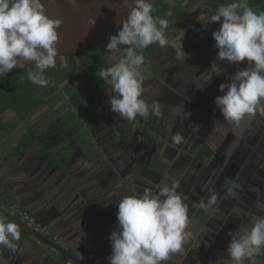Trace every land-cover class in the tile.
<instances>
[{"label": "crops", "instance_id": "1", "mask_svg": "<svg viewBox=\"0 0 264 264\" xmlns=\"http://www.w3.org/2000/svg\"><path fill=\"white\" fill-rule=\"evenodd\" d=\"M182 4L185 15L179 20L180 23L169 21L166 35L176 39L185 32L182 44L187 55L178 58L171 47L156 45L152 57L145 59L147 71L144 72L143 98L149 103L158 101L163 113L161 118L153 117L149 131L157 133L147 139V145L156 146L157 140H163L168 146L182 147L194 135L201 148H209L212 147L209 135L205 138L200 133L205 126H212L213 122L202 124L201 120L206 110L210 109L207 107L208 101L214 102L217 97L218 83L221 81L214 77L208 83L206 74H196L197 79L194 80L188 77L190 68L186 57L191 59V50L196 45H193V37H199L197 29H201V22L196 18L211 10L215 12L221 4L220 0H213L211 6L206 0H184ZM174 5L173 0L170 6ZM196 5L199 8L195 9ZM218 23H213V28L217 29ZM108 42L109 38L98 43L97 48L107 67H110L118 62L123 53H110L106 49ZM73 56L81 67L80 72L65 74L57 80L49 79L47 86L38 88L45 103L32 116L38 115L39 130L43 136L47 135L50 155L41 161L43 150L35 156L28 146L20 156L12 157L11 172L0 174V208L11 203L20 204L46 224L51 233L61 236L63 246L60 247L75 257L76 252H93L106 257L112 254L109 237L117 227L119 200L134 193L140 194L146 188L156 192L162 186L176 183L189 205L191 223L188 231L191 236L183 251L170 255L163 264H233L225 251L231 239L229 234L248 225L253 215H264V211L256 207L257 202H264L263 160L259 165L249 158L244 164V173H239L238 177L234 171L230 175H226V172L222 174V171H207L210 163L205 162L202 158L205 156L201 154L194 157L174 156L173 160L165 156H147L141 163L139 159H129L125 148L131 143L139 147V141L144 143L146 137L139 140L136 131L128 135L127 132L132 133V121L123 120L112 112L108 103L110 86L104 81L97 85L87 76L85 59L80 50L75 51ZM56 59L58 74L68 66L70 57L61 55ZM29 71L35 70L30 68ZM211 83L214 86L209 93L207 89ZM84 87L95 89L96 101L83 102L85 95L70 99V95ZM218 111L214 109L212 114ZM59 113L64 118H79L80 123L67 121L60 126L51 124V119ZM150 120L145 121L143 127L148 126ZM135 121L139 128V117ZM22 128L19 126L13 133L14 141L20 136ZM163 132L166 134H161ZM177 133L183 138L180 144H174L171 139ZM226 160L229 161V158ZM193 162L197 165L192 166ZM6 163L0 156V165ZM199 163L203 166L198 167ZM176 164H187L189 168L183 167L181 171L170 167ZM205 165L207 167L204 169ZM229 189L235 195H229ZM212 192L217 194L218 200L206 213L196 205L201 200L206 202ZM4 218L6 222H13L0 214V219ZM18 226L21 240L17 251L13 253L0 246V258L5 264H70L69 261L78 264ZM47 237L52 240L53 236L49 234ZM257 259L259 264H264V255ZM245 264L248 262L245 261Z\"/></svg>", "mask_w": 264, "mask_h": 264}, {"label": "clouds", "instance_id": "2", "mask_svg": "<svg viewBox=\"0 0 264 264\" xmlns=\"http://www.w3.org/2000/svg\"><path fill=\"white\" fill-rule=\"evenodd\" d=\"M67 2L77 6V0ZM172 2L168 0L169 4ZM152 13V0H132L122 27L109 37L106 45L113 55L120 52L123 55L112 66L101 67L97 74L110 86L108 103L112 112L123 120L163 116L158 101L149 103L143 98L147 71L144 50L156 44L171 47L178 58L187 55L182 44L185 32L176 39L169 38L166 35L169 21ZM168 15H172L171 11ZM205 15L197 18L204 30L209 23L220 22L219 29L212 33L218 49L216 60L234 66L246 61L244 68L219 85L224 94L218 95L214 103L221 116L239 126L257 113L264 115V12L255 11L247 0H231L218 6L206 21ZM95 22V17L90 18V27ZM62 23L61 19L47 15L44 0H0V75L17 67L24 69L26 62L34 61L36 70L28 72V80L40 87L47 86L45 72L57 66V29ZM212 76L210 73L206 82ZM171 139L180 144L183 138L177 133ZM178 187L173 183L156 192L146 188L140 194L119 200L117 227L109 237L112 248L109 264H163L170 255L183 251L191 236L188 231L191 220L189 205ZM228 194L235 195L231 189ZM217 200V194L212 192L206 202L201 200L196 206L207 213ZM256 207L264 211V202H257ZM229 235L225 251L233 264L245 261L259 264L257 258L264 255V215H253L248 225ZM20 240L18 224L0 219V246L15 253ZM0 264H5L2 258Z\"/></svg>", "mask_w": 264, "mask_h": 264}, {"label": "rangeland", "instance_id": "3", "mask_svg": "<svg viewBox=\"0 0 264 264\" xmlns=\"http://www.w3.org/2000/svg\"><path fill=\"white\" fill-rule=\"evenodd\" d=\"M247 3L254 10H257L260 6H263L262 12H264V0H247ZM221 4H222V1H221ZM197 8H199V5L195 6V9H197ZM194 12L195 11H193L192 13H194ZM211 14H214V10L209 11L207 13V15L204 16V20L206 21L207 17ZM195 17H194V19H195ZM196 20H198V19L196 18ZM193 25H194V22H192L191 26H193ZM200 25H201L200 30L202 31L203 36L198 37V38L193 37V45L195 43H196V45H194L193 50H191L192 51L190 54L191 59H190V57H186L187 63L189 62V67L191 69L197 68V70L195 71L197 74L203 75L206 73L207 74L211 73L213 75L212 78L217 77L215 79H221L220 80L221 82L218 83L217 96L223 95L224 93L219 91V85L221 83H224L226 79L230 80L232 75L236 71H238L239 68H244L246 66V61L240 62L238 65L234 66V65L228 63L227 61L216 60V56H217L218 51H216L212 48V44L214 43L213 41H215L213 36H212V33L214 31L218 30L220 25H218L217 29L216 28L209 29L210 26L213 27V23H209L207 25V30H204V26L202 25V23H200ZM206 31H209V32L206 33ZM206 35L208 37L207 39H206ZM194 50H196V51H194ZM213 61H215L214 64H212ZM190 63H191V65H190ZM204 65H205V67H203ZM213 66L215 69H213ZM214 72H216L217 75ZM190 77L193 80L197 79L195 76L190 75ZM209 82H211V81L209 80ZM87 86H89V85H87ZM213 86H214V83H211L210 87L208 86L209 89H207V90H209V91H207V92L210 93V88H212ZM88 90L90 93L95 91L94 88H88ZM212 103H214V102L208 101L207 107L212 106L213 105ZM210 104H212V105H210ZM214 106H216L215 103H214ZM217 110H219V108ZM213 111L214 110H211L208 108L206 110V114H204L203 119L201 120L202 124H209L210 122H213V125L212 126H205L204 131H202V133H200V136H205V138L209 135L208 139L211 140L210 145L212 147L201 148L200 142L193 135L191 138H189L184 143V145L182 147H178L177 145H176V147L168 146L169 144L166 143V141L161 140L162 141L161 142L160 140H157L156 146L148 145V149L145 150L146 153L148 152L147 155L148 156H155V157L156 156H160V157L165 156L168 159L172 158L171 160H173L174 156L193 155V157H194V156H198V154L199 155L201 154V155L206 157V159H205V157H202L204 159V161L209 162L210 155L213 154L212 151L214 150V152H216L218 146H220L221 153L226 154L225 159L224 160L222 159V162H221V160H219V157H218V161L214 162L213 167L208 166V169H206V170L209 172L210 171L213 172V171L223 170L222 174H225V173H224V169H221V168L225 167L226 164L230 162V160L229 161L226 160L229 157V155L235 156L233 158V162L230 164L234 168H235V162L236 163L240 162L238 160V158H241V159L244 158L245 162H247L249 160V158L251 159V162H253V160L256 161L259 159L261 161V159H264V115H260L259 113H257L254 116L250 117L251 118L250 123L248 121H242L241 124L238 126L234 123H229L228 121L224 120V118L221 116L220 111L212 114ZM9 112L10 113H7L5 118H7L8 120L9 119H15L16 114L13 111H9ZM215 114H218V115H215ZM153 117L154 116H152V115H150L146 119L139 117V128L137 126L138 122H136L135 120L132 121V128H131L132 132L136 129V132L139 135V140H142V134L145 133V131H144L145 128L143 127V124L145 123V121H148V119L149 120L151 119L149 121L150 123L148 124V130H149L151 128V126L153 125L152 124L153 120H154ZM66 118H64L62 113H59L57 116H55L51 119V120H53L51 122V124H56V126H60L61 124H63L64 122H67V121H68V123H71V122L80 123L79 118H75V117H71V116H66ZM37 119H38V115L32 116L29 119L30 125L32 127H34L35 129L38 128L36 126V125H38V122H36ZM116 126H119V125H116ZM26 129H27V127L24 126L22 128L20 136H17L15 138V140H17L18 138L21 139V135L25 132ZM40 131H39V133H40ZM155 133L156 132H153V134H155ZM158 134H159V132H158ZM161 134L164 135L166 133H161ZM143 137H146V134ZM168 141H170V140H168ZM169 143L173 144L172 142H169ZM28 144H29V147L31 148L30 152H32V154H34L35 156L38 155L40 153V151L42 150L41 146L39 144H37L36 141H33V142L29 141ZM235 150H239V152L235 153ZM143 151L144 150L141 149L142 153H143ZM239 154H241L242 156H239ZM212 157H214V156H211V158ZM175 159H177V158H175ZM194 161H196V160H194ZM187 164L186 165L176 164V165H171V166L169 165V166L172 167L174 170L181 169V171H182L183 167L186 169L189 168V165H187ZM196 165H197L196 162L192 163V166H196ZM263 165H264V161H263ZM139 166H141V165H139ZM200 166H203V164L199 163L198 167H200ZM204 167L206 168L207 166L205 165ZM228 175H230V174H228Z\"/></svg>", "mask_w": 264, "mask_h": 264}, {"label": "trees", "instance_id": "4", "mask_svg": "<svg viewBox=\"0 0 264 264\" xmlns=\"http://www.w3.org/2000/svg\"><path fill=\"white\" fill-rule=\"evenodd\" d=\"M174 1H175V5L170 6V4L168 3V0H158L153 5V13H152L153 16L154 17L158 16V17L167 19L168 21L174 20L175 22L180 23L179 20H181L182 17L185 15V9L182 4L184 0H174ZM262 9H263V6H260L255 11L262 12ZM169 11H171L172 13V15L170 16L168 15ZM213 44L214 45L212 48L218 51V49L215 48V41ZM155 47H156V44L151 45L149 46V48L144 50L143 54L146 60L152 57ZM79 50L82 52L83 58L85 59V65H86L85 73L91 80H93L94 83H96L97 85H101L103 80L102 78L98 77L97 74H98L99 69L101 67H107V64L105 62L104 57L101 54V51L97 48V44L87 45ZM65 55L70 57L68 66L64 70L58 72V74L56 73L57 72L56 67L46 70L45 75L48 80L52 78L57 80L59 77L65 74L69 75V74L77 73L81 71V67L78 65L77 60L73 56L74 53L70 52V53L64 54L63 56ZM30 68L36 70V65L33 64L30 67L19 69L17 71H14L6 75L5 77L0 78V121H1V116L5 112L13 111L16 114L15 126L17 125L16 127L4 128V130H2L0 133H2V135L5 137H9L13 135V133L18 129L19 126L20 127L26 126L27 127L26 130L29 131V135H31L29 139L36 141V143L39 144L41 146V149L43 150L42 154L40 155V160L45 161L46 158L50 155V151L47 149V146H48L47 140L45 138H40V135L32 129V126L30 125V122H29V119L32 117V115L35 112H37L39 109H41L45 103L43 95L38 93L39 86L31 83L27 78V74ZM188 77H190V74L188 75ZM89 93L90 92L88 88L84 87L80 91L74 92L73 95H70V99L72 100L76 97H81L85 95L83 102L96 101L97 97L95 96L94 92L90 94ZM250 120L251 118L248 117L244 121H248L250 123ZM144 127L147 128L148 126L146 125ZM127 133L129 136H131L132 134L130 132H127ZM145 134L146 136H148V138L153 137V133L150 132L149 130H145ZM143 138L144 137H142V139ZM15 142L18 148L16 147L14 155L17 157V156H20V154L22 153V150L27 149L29 144H28V141H25V142L21 140L19 141V138L15 140ZM238 152L239 150H235V153H238ZM212 155L214 157H212L211 160L209 161L210 167H213L214 162L218 161V157H219V160H221V162H222V159L224 160L226 157V154L221 153L220 146H218L216 152L213 151ZM239 156H242V155L239 154ZM234 157H235L234 155H231V156L229 155L228 158L231 163L233 162ZM238 160L240 162L239 163L235 162V166H236L235 169L229 164L226 165L225 167H222L221 169H224V172H226V175L232 174V172L234 171V173H237L239 177V173H244L245 171L244 169L245 160L244 158L242 159L238 158ZM262 160L264 161V159H261V161ZM256 161L260 165L261 163L260 160L258 159ZM206 169H208V167ZM220 171L223 172V170H220ZM238 182L241 184V179L239 180L238 178Z\"/></svg>", "mask_w": 264, "mask_h": 264}, {"label": "water", "instance_id": "5", "mask_svg": "<svg viewBox=\"0 0 264 264\" xmlns=\"http://www.w3.org/2000/svg\"><path fill=\"white\" fill-rule=\"evenodd\" d=\"M157 1L152 0L153 5ZM44 2L47 15L50 18H59L63 21L61 27L57 29L59 33L58 56H61L70 52L74 53L87 45L98 44L111 35L116 34L122 27V21L129 14L132 0H127V3L124 0H77L76 7L69 4L67 0H44ZM92 17H95L96 22L94 26L90 27L89 19ZM34 63V61L26 62L25 68L30 67ZM19 69L21 68H14L11 72L0 75V78ZM0 214L35 235L38 240L72 258L76 263L87 264L68 253L47 236L33 232L29 227L8 215L1 208Z\"/></svg>", "mask_w": 264, "mask_h": 264}, {"label": "flooded vegetation", "instance_id": "6", "mask_svg": "<svg viewBox=\"0 0 264 264\" xmlns=\"http://www.w3.org/2000/svg\"><path fill=\"white\" fill-rule=\"evenodd\" d=\"M213 0H206V2H208V5H210V3L212 2ZM219 1V0H218ZM221 1H222V4H226V3H229V2H231V0H220V4H221ZM211 6V5H210ZM218 25H220V22L218 23ZM213 29V27L212 26H210V28L209 29ZM197 31L199 32V37H201V36H203V33H202V31L201 30H199V29H197ZM209 31H206V33H208ZM208 35V34H207ZM207 35H206V39L208 38L207 37ZM205 39V40H206ZM214 42V41H213ZM203 67H205V65L203 66ZM190 68V67H189ZM188 68V69H189ZM197 70V68H193V69H189V74L191 75V76H196V71ZM208 75L209 74H207L206 73V77H208ZM218 80H221V79H218ZM210 81H212V79H210ZM208 83H210L209 81H208ZM218 108V107H217ZM217 108H216V106H214V105H212V106H210V109L211 110H217ZM7 113H10L9 111L8 112H5L2 116H1V121H0V132L2 131V130H4V128H9V127H16L15 126V123H16V118L15 119H7V118H5V116H6V114ZM9 117V116H8ZM36 122H38V119H37V121ZM38 124H39V122H38ZM93 124V123H92ZM22 125H24V124H22ZM38 128L37 129H35L34 127H32V129L36 132V133H38L39 135H40V138H45V139H47V135L46 136H43V134H42V132L39 130V126L38 125H36ZM125 128H127L126 126H124ZM129 129V128H128ZM39 131H40V133H39ZM136 131V129L134 130V132ZM132 134H133V132H132ZM142 135H145V133L144 134H142ZM31 137V135H29V131H27V130H25V132L21 135V139H19V141L21 140V141H33V140H31V139H29ZM147 139H149L148 138V136H146V140H145V142L142 144V143H140V141H139V147H137L136 146V144H133V143H131L130 144V146L129 147H127V148H125V152H126V150H128V152H126V153H128L127 154V156L129 157V159L131 158V159H139V163H141V161L143 160V159H145L148 155H147V153H146V149H148V142H147ZM14 144H16L15 143V141H14V139H13V137H12V135L11 136H9V137H5V136H3L2 135V133H0V156L5 160V161H7V163L5 164V165H0V174H6L7 172L8 173H10L11 172V170H12V160H13V156H14V152H15V149L13 148V147H15L16 145H14ZM141 149L142 150H144L143 151V153L141 152ZM142 165V164H141ZM144 167H145V165H143ZM2 209V208H1ZM3 210V209H2ZM9 215V214H8ZM11 216V215H10ZM13 217V216H12ZM15 218V217H14Z\"/></svg>", "mask_w": 264, "mask_h": 264}, {"label": "built area", "instance_id": "7", "mask_svg": "<svg viewBox=\"0 0 264 264\" xmlns=\"http://www.w3.org/2000/svg\"><path fill=\"white\" fill-rule=\"evenodd\" d=\"M65 98H69L67 94L64 95ZM2 209L9 215L15 217L18 221L25 224L29 227L33 232L39 233L41 235H49L51 234L52 240L59 246H63L62 237L51 233L49 227L41 222L34 214L27 211L24 207H22L18 203H11L2 207ZM40 241V240H39ZM111 255L106 257H100L93 252H76V257L81 261L86 262L87 264H109L108 258ZM71 264V261H69Z\"/></svg>", "mask_w": 264, "mask_h": 264}]
</instances>
